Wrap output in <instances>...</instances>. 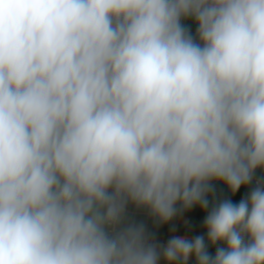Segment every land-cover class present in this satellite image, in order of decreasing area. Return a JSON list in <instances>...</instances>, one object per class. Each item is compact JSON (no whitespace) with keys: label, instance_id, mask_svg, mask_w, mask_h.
I'll return each mask as SVG.
<instances>
[{"label":"clouds","instance_id":"obj_1","mask_svg":"<svg viewBox=\"0 0 264 264\" xmlns=\"http://www.w3.org/2000/svg\"><path fill=\"white\" fill-rule=\"evenodd\" d=\"M257 170L264 0H0V264H264Z\"/></svg>","mask_w":264,"mask_h":264},{"label":"crops","instance_id":"obj_2","mask_svg":"<svg viewBox=\"0 0 264 264\" xmlns=\"http://www.w3.org/2000/svg\"><path fill=\"white\" fill-rule=\"evenodd\" d=\"M264 171L257 170L256 176H263ZM254 186H244L239 192L233 196L230 190L223 183H215L216 193L215 196L218 199L228 198L232 199L234 203H238L239 200L244 197L250 188ZM210 201L213 200L212 196H209ZM128 214L130 218L137 222L143 223L146 226L147 231L152 234L156 241L160 244H166L167 240L174 235H188L194 237L196 235H205L206 230L203 227V219L206 215L201 211L199 207H194L190 211H185L182 214L177 215L172 221L167 224L159 223L154 217H152L147 210L136 209L129 206ZM190 263H195L194 258L189 260ZM163 264V262H162Z\"/></svg>","mask_w":264,"mask_h":264},{"label":"trees","instance_id":"obj_3","mask_svg":"<svg viewBox=\"0 0 264 264\" xmlns=\"http://www.w3.org/2000/svg\"><path fill=\"white\" fill-rule=\"evenodd\" d=\"M184 23H185V25H186L187 27H190V28L193 30V34H195V27H196V25H195L194 23H192L190 20L185 21ZM205 238H206V237H205ZM209 250H210L211 252H213V253H214V251H215L214 248H210ZM188 264H195V263H190V262H188Z\"/></svg>","mask_w":264,"mask_h":264},{"label":"built area","instance_id":"obj_4","mask_svg":"<svg viewBox=\"0 0 264 264\" xmlns=\"http://www.w3.org/2000/svg\"><path fill=\"white\" fill-rule=\"evenodd\" d=\"M260 177H264V175L263 176H257V178H260Z\"/></svg>","mask_w":264,"mask_h":264}]
</instances>
